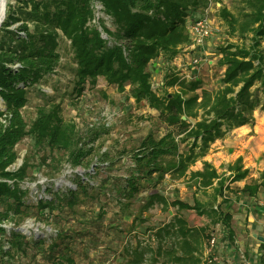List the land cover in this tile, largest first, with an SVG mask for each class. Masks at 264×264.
I'll use <instances>...</instances> for the list:
<instances>
[{
	"label": "trees",
	"instance_id": "16d2710c",
	"mask_svg": "<svg viewBox=\"0 0 264 264\" xmlns=\"http://www.w3.org/2000/svg\"><path fill=\"white\" fill-rule=\"evenodd\" d=\"M93 1L15 0L6 3L5 18L0 26V204L6 207L0 212V221L8 218L10 212L12 215L24 213L31 206L23 199L27 189L19 184L28 175L27 161L17 169H7L17 156L15 144L24 136H33L36 142L44 141L52 150L66 152L73 166L90 164L83 160L93 152L96 133L84 139L74 124L59 114V104L49 102L48 106L37 107V115L29 126L21 114L28 90L54 73L60 60L59 38L64 37L69 41L75 64L78 95L86 82L93 85L99 76L107 84H115L119 91L129 82L128 94L138 102L146 100L168 125L161 137L147 134L134 147L132 158L138 174L150 176L153 172L167 171L174 179L192 181L195 192L211 188L210 222L220 220L233 240L231 214L222 211L221 205L229 201V192L249 197L262 193L264 197V168L257 176H247L248 170L242 167L241 159L236 158L227 165L230 174L225 183L227 177L220 175L209 161L201 160V169H191V166L228 130L253 124L256 107L264 110V0H234L232 8L223 4L218 7L217 15L226 24L228 34L250 40L247 46L227 42L220 47L218 63L226 65L221 77L222 87L206 89L201 87L199 79L185 81L174 74L169 84L178 83V91L162 95L151 89L148 65L159 57L170 60L180 51L189 39L187 24L202 14L209 0H99L104 12L111 17L112 29L102 18L98 19V24L91 21ZM189 92L193 93L189 95ZM180 143L184 144L182 149ZM107 153H100L98 160L106 161ZM97 168L95 164L94 170ZM135 178L131 174L126 181L132 192L137 189ZM244 178L242 187L229 186L231 181ZM75 183V189H57L50 197H39L33 206L47 210V214L54 209L59 213L64 206L72 209L80 202L79 194H85L88 186L80 178ZM117 186L123 187L122 184ZM89 187L93 189L92 185ZM154 202L160 203L164 210L174 206L194 209L198 214L207 213V206L197 196L191 204L181 199L168 200L154 192L149 195L147 204ZM206 229V225L189 226L184 218L174 216L154 231L157 240L154 250L138 243L128 251L129 264H143L147 251L155 253L153 262L163 254L173 264H200L203 241L208 236ZM1 234L7 237V248L0 236V257L13 258L29 243L20 230L10 229L7 233L0 225ZM61 235L57 230L48 243L43 237L32 242L54 251L59 262L75 264L66 252L67 243L58 241ZM166 237L172 239L169 247L162 243Z\"/></svg>",
	"mask_w": 264,
	"mask_h": 264
},
{
	"label": "rangeland",
	"instance_id": "374dc122",
	"mask_svg": "<svg viewBox=\"0 0 264 264\" xmlns=\"http://www.w3.org/2000/svg\"><path fill=\"white\" fill-rule=\"evenodd\" d=\"M14 1L6 0V3ZM222 4L232 8L234 0H210L207 15L210 18L212 35L209 36L208 45L197 65L190 67L189 61L193 55L189 57V61L173 62L178 53L170 60L159 57L150 61L148 69L151 73V89L155 93L162 95L178 91V83L169 84L170 76L174 74L176 77L183 75L182 80L185 81L199 79L201 87L206 89L222 87L221 77L226 65L218 63L221 57L220 47L227 42L246 46L250 43L248 37L237 38L228 34L226 24L217 15L218 7ZM92 6L94 18L91 21L98 24V19L102 18L105 25L114 28L111 17L104 12L100 1L94 0ZM15 25L16 23L12 27ZM180 50L182 51V48ZM58 51L60 60L54 73L45 76L44 80L28 90L27 102L21 108V114L29 126L37 115V107L43 104L48 106L49 102L59 104V114L63 119L71 121L84 139L93 137L96 133L93 152L83 160V163L89 161L90 164L73 166L66 152L52 150L44 141L36 142L30 135L24 136L15 144L17 156L7 169H17L24 160L27 161L28 175L19 184L21 188L27 189L23 199L31 206L24 213L12 215L10 212V216L1 220L0 225L6 228L7 233L10 229L20 230L27 236L29 243L24 251L16 252L13 258L6 255L0 257V264H67L55 259V252L47 250L45 245H35L32 242V239L43 237L48 243L55 237L57 230L62 233L58 241L67 243L66 252L73 257L75 264H129L128 251L138 243L139 246L148 245L154 250L157 244L154 231L174 216L184 218L190 226L206 225L208 236L205 241L218 228L225 231L223 235H227V229L220 220L215 224L209 221L211 188L195 192L192 181L191 183L186 182L184 178L174 179L167 171L153 172L150 176L138 174L139 170L132 158L134 147L147 134L159 138L168 130L166 122L159 118V111L149 107L146 100L138 102L130 96L129 82H125V89L119 91L115 84H107L101 76L93 85L86 82L84 90L78 95L75 64L72 61L69 41L64 37L59 38ZM186 74L189 77H185ZM192 93L189 92V95ZM252 115L254 124H243L228 130L223 138H218L210 144L206 154L196 161V165L201 167V160H207L223 175L222 173H227L228 163L240 156H246L245 150L247 152L248 149V153L254 152L252 170L258 171L257 167L263 169L264 110L256 107ZM189 119L194 121V118ZM183 145L180 143L179 147L182 149ZM103 151L108 152L105 156L107 160L101 162L98 157ZM248 161L244 159V164ZM95 164L98 168L94 170ZM131 174L136 177L137 189L133 192L129 190L126 182ZM78 178L88 183V186L85 194H79L80 202L72 209L64 206L59 213L58 209H54L47 214V210H39L33 206L39 197H50L51 192L57 189H75ZM121 184L123 187L119 189L117 185ZM91 185L93 189L89 187ZM154 192L168 200L181 199L191 204L194 196H197L207 206V213L200 215L194 209H177L174 206H168L164 210L158 202L149 205V195ZM233 195L231 194V200L235 199L238 204L234 206L236 208L229 206L235 215L232 223L235 242L230 241V246L239 253L242 264H262L259 255L255 252L250 254L248 251L250 246L255 247L251 243L253 237L249 234L250 230H243L244 211L241 207L248 203L247 199L239 194L234 195L236 198ZM219 200L220 196L217 197V201ZM260 200H263V197ZM227 204L221 205L222 211H226ZM258 204L260 205H256ZM5 207L6 204H0V212ZM0 236L7 248V237L2 234ZM259 236L262 235L254 236L256 241ZM171 240L166 237L162 243L169 247ZM200 255L202 260V251ZM154 256V252L147 251L143 264H173L163 254L153 262ZM203 263L201 261L200 264Z\"/></svg>",
	"mask_w": 264,
	"mask_h": 264
},
{
	"label": "crops",
	"instance_id": "0c3cea01",
	"mask_svg": "<svg viewBox=\"0 0 264 264\" xmlns=\"http://www.w3.org/2000/svg\"><path fill=\"white\" fill-rule=\"evenodd\" d=\"M178 54L179 55L175 56V59H173V62H177V60L178 61H184V62L189 61V57L193 55V53H186L183 50L182 51L180 50L178 52ZM190 60H191V58H190ZM254 122H255V120H254ZM254 122H253V124H254ZM250 150H253V149L250 148ZM245 153H247L246 156L245 155H244V157L240 156L242 167L246 168L248 170L247 176H249V175L250 176H257L259 173L260 167H257V168H259L258 171H255L254 169L252 170V164H254V157H253L254 152L248 153V149H247V152L245 150ZM244 159L245 160L248 159L249 161L244 164ZM196 164H197V162H195L191 166V169H201L202 168V163H201V167H198ZM226 172L227 173H222V174L227 177L226 181H229L228 177H229L230 171L227 170ZM185 179H187V178H185ZM185 181L191 182L189 180H185ZM226 181H225V183H226ZM244 181H245V178L240 179V180H234V181H231L229 183V186L234 187V188L242 187V185L244 184ZM228 194H229V196H228L229 201L227 202L228 204L226 207H228V208L226 209V211L231 214L230 223H231V228L233 230V240H231L230 237L228 236L227 230H226L227 235H225V234L223 235L224 230H220V228L216 229V232H213V234H211L209 236V237H211L212 235H214L216 237V244H215L214 248L210 250V252H208V248H209L208 247V239H209V237L206 238V241L205 240L203 241L202 250H201L202 254H203V259L201 261L204 262L203 264H206L207 256L209 254L215 253L217 251L219 257L222 258L220 264H242L241 261H243V260L241 259L239 253L237 251H235L233 246H230V245H232L231 242H235L234 228L232 226V223L235 219V215L233 214L232 209H229V206H231V208H233L234 206H236L238 204L235 199L231 200V194H234V195L239 194L244 199L246 198L247 199L246 201L248 202L245 206L241 207V209L244 211V216H243L244 217V229L243 230H245V229L250 230L249 234H250V236L253 237V238H251V243H252V245H255V247L250 246L248 251L250 252V254L251 253L253 254V252H255V254L259 255L262 258L261 259L263 262L262 264H264V242H262L258 239L256 241V237H254L255 235H262V236L264 235V210H263L264 197H263L262 193H258L255 197H249L247 195L241 194L240 192H238V193L229 192ZM261 196L263 197V200H260V198H262ZM234 197L236 198V196H234ZM257 203H260V205L258 204V206H257L256 205ZM224 204H226V203H224ZM234 208H236V207H234ZM209 221H210V218H209ZM223 226L225 227L224 224H223ZM225 236H226V239H225ZM200 259H201V255H200Z\"/></svg>",
	"mask_w": 264,
	"mask_h": 264
},
{
	"label": "built area",
	"instance_id": "2783aa9c",
	"mask_svg": "<svg viewBox=\"0 0 264 264\" xmlns=\"http://www.w3.org/2000/svg\"><path fill=\"white\" fill-rule=\"evenodd\" d=\"M209 8L210 0L208 6L203 10L202 14L187 24L189 39L181 48L186 53H193V57L189 63L190 67L196 65L201 61L202 55L205 52V47L208 45V38L212 35L210 18L207 15ZM186 76L189 77L188 74H186L185 77ZM180 77L183 78V75H181ZM1 120L2 122H5V119ZM215 244L216 237L212 235L208 239V252H210V250L214 248ZM221 260L222 258L219 257L217 252L211 253L206 258V264H220Z\"/></svg>",
	"mask_w": 264,
	"mask_h": 264
},
{
	"label": "bare ground",
	"instance_id": "6f19581e",
	"mask_svg": "<svg viewBox=\"0 0 264 264\" xmlns=\"http://www.w3.org/2000/svg\"><path fill=\"white\" fill-rule=\"evenodd\" d=\"M5 6H6V0H0V21L4 17Z\"/></svg>",
	"mask_w": 264,
	"mask_h": 264
},
{
	"label": "water",
	"instance_id": "95a60500",
	"mask_svg": "<svg viewBox=\"0 0 264 264\" xmlns=\"http://www.w3.org/2000/svg\"><path fill=\"white\" fill-rule=\"evenodd\" d=\"M4 18H5V12H4V17H3V19L0 21V26H1V23H2V21L4 20ZM258 239L264 241V237H262V236H259Z\"/></svg>",
	"mask_w": 264,
	"mask_h": 264
}]
</instances>
